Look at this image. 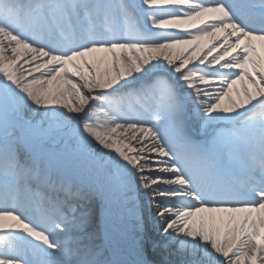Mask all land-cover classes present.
<instances>
[{"label": "snow or ice", "instance_id": "snow-or-ice-1", "mask_svg": "<svg viewBox=\"0 0 264 264\" xmlns=\"http://www.w3.org/2000/svg\"><path fill=\"white\" fill-rule=\"evenodd\" d=\"M0 264H264V0H0Z\"/></svg>", "mask_w": 264, "mask_h": 264}, {"label": "bare ground", "instance_id": "bare-ground-1", "mask_svg": "<svg viewBox=\"0 0 264 264\" xmlns=\"http://www.w3.org/2000/svg\"><path fill=\"white\" fill-rule=\"evenodd\" d=\"M116 227L119 229V228H122V225L119 224V223H117V224H116Z\"/></svg>", "mask_w": 264, "mask_h": 264}]
</instances>
